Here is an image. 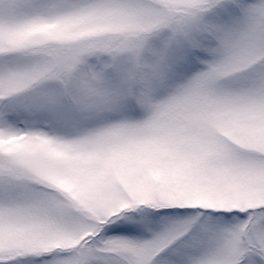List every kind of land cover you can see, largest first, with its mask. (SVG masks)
I'll list each match as a JSON object with an SVG mask.
<instances>
[{
  "label": "snow or ice",
  "instance_id": "obj_1",
  "mask_svg": "<svg viewBox=\"0 0 264 264\" xmlns=\"http://www.w3.org/2000/svg\"><path fill=\"white\" fill-rule=\"evenodd\" d=\"M0 264H264V0H0Z\"/></svg>",
  "mask_w": 264,
  "mask_h": 264
}]
</instances>
